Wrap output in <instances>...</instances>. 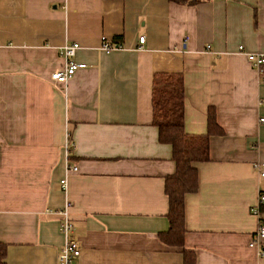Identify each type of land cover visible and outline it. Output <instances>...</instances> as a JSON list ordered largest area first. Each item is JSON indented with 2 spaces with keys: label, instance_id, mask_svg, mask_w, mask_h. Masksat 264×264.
<instances>
[{
  "label": "crops",
  "instance_id": "1",
  "mask_svg": "<svg viewBox=\"0 0 264 264\" xmlns=\"http://www.w3.org/2000/svg\"><path fill=\"white\" fill-rule=\"evenodd\" d=\"M114 37L120 48L103 51ZM68 42L85 66L52 82ZM240 45L264 53V0H0L4 264H57L66 203L73 264H183L181 248L158 239L174 163L150 95L165 73L182 77L184 132L205 134L208 109L220 129L192 164L182 249L191 264H264L248 246L264 223V201L250 213L264 195V63L252 67Z\"/></svg>",
  "mask_w": 264,
  "mask_h": 264
},
{
  "label": "trees",
  "instance_id": "2",
  "mask_svg": "<svg viewBox=\"0 0 264 264\" xmlns=\"http://www.w3.org/2000/svg\"><path fill=\"white\" fill-rule=\"evenodd\" d=\"M179 4H192L195 0H169ZM114 43H119L114 37ZM151 123L156 127L157 141L168 144L174 163L172 174L164 178V194L167 198L166 219L168 227L158 233L165 245L179 247L183 264H191L193 255L182 249L184 234V194L196 191L197 176L194 162L208 159V138L220 133L214 112H206V133L186 134L183 130V83L178 73L154 74L151 82ZM5 247L0 243V264H4Z\"/></svg>",
  "mask_w": 264,
  "mask_h": 264
},
{
  "label": "built area",
  "instance_id": "3",
  "mask_svg": "<svg viewBox=\"0 0 264 264\" xmlns=\"http://www.w3.org/2000/svg\"><path fill=\"white\" fill-rule=\"evenodd\" d=\"M144 41L143 36H139L137 38V42L141 44ZM78 44L76 42H68L64 43L58 49V55L62 59V66L60 69L52 71L49 74V79L55 83L64 84L69 77L73 75V73L77 69L83 68L84 63H78L73 61V56L75 53ZM100 48L107 52L111 49L120 48V43H110L105 39H102L100 42ZM237 49L241 51L248 63L257 70H260L261 65L264 63V53H250L243 50V47L238 46ZM262 120V119H260ZM75 167H71V170L75 171ZM260 176H264V169L260 171ZM63 183V180L60 181ZM264 201V195L262 193H258L257 202L254 206L250 208V213L259 218L260 215V207ZM68 204H65V208L60 211V221L58 222V230L63 236V243L59 252L57 254V264H73L76 258L79 255V248L76 240L72 237V224L70 222L69 215L67 213ZM264 239V223H260L258 228L254 232V239L248 242V246H256L259 245L258 248V257L264 260V246H261V242Z\"/></svg>",
  "mask_w": 264,
  "mask_h": 264
}]
</instances>
